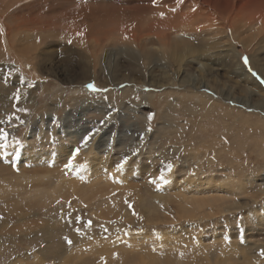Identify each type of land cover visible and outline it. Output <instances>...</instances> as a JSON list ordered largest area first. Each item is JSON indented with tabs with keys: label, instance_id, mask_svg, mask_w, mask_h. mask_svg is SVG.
I'll list each match as a JSON object with an SVG mask.
<instances>
[{
	"label": "rangeland",
	"instance_id": "rangeland-1",
	"mask_svg": "<svg viewBox=\"0 0 264 264\" xmlns=\"http://www.w3.org/2000/svg\"><path fill=\"white\" fill-rule=\"evenodd\" d=\"M168 1L0 0V264H264V0Z\"/></svg>",
	"mask_w": 264,
	"mask_h": 264
},
{
	"label": "bare ground",
	"instance_id": "bare-ground-1",
	"mask_svg": "<svg viewBox=\"0 0 264 264\" xmlns=\"http://www.w3.org/2000/svg\"><path fill=\"white\" fill-rule=\"evenodd\" d=\"M125 1V0H124ZM134 1H136V0H134ZM139 1H144V2H142L141 4L140 3H137V4H140L139 6L140 7H146L147 5L145 4V3H147V1L148 0H139ZM165 1V0H164ZM166 1H168V0H166ZM177 1V0H176ZM213 2L215 1V3L216 4H219V7L221 6V7H223V8H225V6L227 7V5H229L230 4V0H212ZM241 1H245V0H241ZM249 1V0H248ZM97 2V1H96ZM108 2V1H107ZM122 2V1H121ZM159 2H160V0H159ZM158 2V3H159ZM169 2V1H168ZM237 2H239L238 0H237ZM250 3L252 2L251 0L249 1ZM163 3V2H162ZM165 3V2H164ZM206 4H210V2H205ZM222 3V4H221ZM233 3V2H232ZM231 3V4H232ZM244 3V2H243ZM114 4V3H113ZM112 4V5H113ZM124 3H122L121 5H123ZM157 4V3H156ZM160 4V3H159ZM166 4V3H165ZM234 4V3H233ZM101 5H102V3H101ZM151 5V4H150ZM263 5V4H262ZM124 6H125V4H124ZM129 6V5H128ZM131 6V5H130ZM167 6V5H166ZM175 6V5H174ZM178 6V5H177ZM113 7V6H112ZM112 7H110L111 8V10L112 9H114V8H112ZM217 7V6H216ZM231 7V6H230ZM132 8V7H131ZM134 8H136L135 6H134ZM150 8V7H149ZM159 8V7H158ZM162 9H163V7H161ZM169 8V7H168ZM173 8V7H172ZM195 8V7H194ZM233 8V7H232ZM104 9H106V8H104ZM122 9V8H121ZM121 9H119V10H121ZM130 9V8H129ZM207 10L209 9V8H206ZM215 9V8H214ZM229 9V8H228ZM110 10V9H109ZM118 10V11H119ZM143 10V9H142ZM147 10V9H146ZM206 10V11H207ZM98 11V10H97ZM135 11V10H134ZM209 11V10H208ZM214 11V10H213ZM219 11V10H218ZM221 11V10H220ZM228 11V10H227ZM106 12V11H105ZM113 12V11H112ZM155 12V11H154ZM232 12V11H231ZM260 12V11H259ZM93 13V12H92ZM95 13H97L98 14V12H95ZM110 13V12H109ZM109 13H107V15L109 14ZM118 13V12H117ZM116 13V14H117ZM132 13V12H131ZM223 13V12H222ZM218 14H220V13H218ZM225 14H226V12H225ZM230 14V13H229ZM237 14V13H236ZM96 15V14H95ZM114 15V14H113ZM179 15V14H178ZM130 16H132L133 17V19L135 18V19H137V21L139 22V17H140V15H139V12H137L136 14H132V15H130ZM168 16V15H167ZM167 16H163V15H157V16H150V18H149V24H147V26L145 27V29L150 33L149 35H152L155 39H156V41H152V38H151V41H146L143 45H141V46H145V45H147V46H151L152 48L153 47H155L156 48V45L158 46V49H161V48H163V46H161V45H168V44H170V45H172V43L174 42V41H176L175 40V38L177 37V38H179V39H181V38H183L184 36H186L187 34H188V29L187 28H185V25L187 24V23H184V20H183V18H182V20H180L178 23H176V22H174L173 24L172 23H170L169 24V22L167 21L168 20V17ZM186 16V15H185ZM230 15H228V17H229ZM97 17H99V16H97ZM112 17V16H111ZM171 17V16H170ZM182 17V16H181ZM260 17V16H259ZM117 18V17H116ZM221 18H223V17H221ZM226 18V17H225ZM95 19H96V17H95ZM114 19V18H113ZM134 19V20H135ZM172 19V18H171ZM216 19V18H215ZM228 19V18H227ZM226 19V20H227ZM98 20V19H97ZM131 20V19H130ZM170 20V19H169ZM93 21V20H92ZM110 21V20H109ZM112 21V20H111ZM110 21V22H111ZM147 21V20H146ZM194 21V20H193ZM224 21V20H223ZM91 22V21H90ZM119 23H120V25H121V21H118ZM170 22H173V21H170ZM214 22V21H213ZM75 23V22H74ZM92 23V22H91ZM104 23V22H103ZM106 23V22H105ZM109 23V22H108ZM112 23V22H111ZM131 23V22H130ZM190 23V22H189ZM192 23V22H191ZM227 23V22H226ZM239 25H238V27H242V26H248V24L250 25V26H253V30H257V31H259V29H264L263 28V26H259L258 25V13L256 12V13H251L246 19H244V18H241V17H239ZM94 24V23H93ZM126 24V23H125ZM129 24V23H128ZM134 24H136L137 25V23H134ZM222 24V23H221ZM224 24V23H223ZM106 25V24H105ZM227 25V24H226ZM233 25V24H232ZM257 25V26H256ZM127 26V25H126ZM256 26V27H255ZM74 27H76V26H74ZM106 27V26H105ZM191 27V26H190ZM203 27H205V26H203ZM108 28V27H107ZM128 28H129V26H128ZM180 29V31H178L177 29ZM212 28V27H211ZM101 29V28H100ZM135 29V28H134ZM139 29V28H138ZM201 29V28H200ZM205 29V28H204ZM242 29V28H241ZM110 30V29H109ZM120 30V29H119ZM122 30V29H121ZM210 30V29H209ZM212 30V29H211ZM248 30V29H247ZM104 31V30H103ZM144 31V30H143ZM142 31V32H143ZM206 31H208L207 29H206ZM257 31H255V34H256V32ZM79 32V31H78ZM123 32V31H122ZM244 32V31H243ZM125 33V32H124ZM141 33V32H140ZM129 34V33H128ZM131 34V33H130ZM79 35V34H78ZM146 35H147V33H146ZM100 36V35H99ZM132 36V35H131ZM151 37V36H150ZM121 38V37H120ZM146 38V37H145ZM114 39V38H113ZM137 39V38H136ZM78 40H80V38L78 39ZM81 40H83V39H81ZM96 40H97V38H96ZM98 40H100V39H98ZM120 40V39H119ZM134 40H135V38H134ZM77 41V40H76ZM178 41V40H177ZM80 42H82V41H80ZM138 42H139V40H138ZM137 42V43H138ZM144 42V41H143ZM179 42V41H178ZM82 43H84V42H82ZM86 43V42H85ZM116 46V45H115ZM114 46V47H115ZM134 46L136 47V49H139V50H141V47L139 46V45H137V44H134ZM134 46H133V49H134ZM113 47V46H112ZM151 47H149V50L151 49ZM105 48V47H104ZM142 48H146V47H142ZM128 49V48H127ZM135 49V50H136ZM168 49H170V47L168 48ZM152 50V49H151ZM159 51H162V50H159ZM126 52V51H125ZM166 52V51H165ZM143 53V52H142ZM150 53V52H149ZM139 54H140V52H139ZM138 54V55H139ZM146 54V53H145ZM160 54H162L161 52H160ZM132 55V54H131ZM143 55V54H142ZM170 55V54H169ZM140 56H141V54H140ZM146 56V55H145ZM183 56V55H182ZM131 58V57H130ZM145 58V57H144ZM134 59V58H133ZM143 59V58H142ZM163 59V58H162ZM141 60V59H140ZM174 60V59H173ZM109 61V60H108ZM155 62V61H154ZM73 63V62H72ZM146 63V62H145ZM155 65V64H154ZM134 70V69H133ZM87 71H88V69H87ZM99 72V71H98ZM97 72V73H98ZM88 73V72H87ZM99 75V74H98ZM148 76V75H147ZM177 76V75H176ZM101 141V140H100ZM103 145H105V143H103V144H100V146H98L97 148H99V147H102ZM97 148H95V149H97ZM98 152V151H97ZM97 152L96 153H93L92 155V165L91 166H86V167H84L83 168V170L85 171L88 167H91L92 169L93 168H95L96 166H98V165H100L101 164V156L100 155H98V156H96V154H97ZM31 153V152H30ZM52 153L53 152H51V151H47V150H45V151H43V150H41V151H38V152H36V154H34V155H29V153H23V155L21 156V161H30V162H33V163H35V164H32L31 165V167H33L34 165H37V164H39V165H44L43 164V162H44V159L45 160H49V159H51L53 156H52ZM10 156H11V154H9ZM53 160V159H52ZM48 161H46V163H47ZM107 167V166H106ZM6 168L7 167H3V169H5L6 170ZM101 168V166H98V168H96L97 170L98 169H100ZM108 168V167H107ZM109 169V168H108ZM93 172H94V170H93ZM216 178V177H215ZM216 180V179H215ZM69 181V180H68ZM217 183H218V180H217ZM68 184V183H67ZM68 185H70V184H68ZM185 196V195H184ZM191 196V195H190ZM196 197V196H195ZM194 197V198H195ZM189 198V197H188ZM193 198V199H194ZM193 202V201H192ZM199 203V202H198ZM261 208H262V206H261ZM264 208V207H263ZM262 210V209H261ZM263 212H264V209H263ZM264 214V213H263ZM129 242V241H128ZM107 245V244H106ZM93 252V251H92ZM95 253L94 254H96L97 252H101V253H103V252H108L109 254H112L113 252H116V249L115 248H109V245H107V247H105V248H103V249H100L99 251H94ZM111 256L112 255H110L109 257L111 258ZM78 257V256H77ZM80 262H82V261H80ZM80 262H79V264H80ZM124 262V261H123ZM76 263V262H75Z\"/></svg>",
	"mask_w": 264,
	"mask_h": 264
},
{
	"label": "snow or ice",
	"instance_id": "snow-or-ice-1",
	"mask_svg": "<svg viewBox=\"0 0 264 264\" xmlns=\"http://www.w3.org/2000/svg\"><path fill=\"white\" fill-rule=\"evenodd\" d=\"M244 62H245V64H247V58H244ZM253 74L255 75V73H253ZM261 83H264V80H261ZM86 87L92 91H100L99 89H96L94 84H88V85H86ZM149 119H151V115L149 116ZM6 136H7V133L4 131V129H0V141L6 139ZM4 147H6L5 144H0V148H4ZM73 155H75V153ZM66 167H71V160L69 161L68 165H66ZM159 179L162 182H166V181H164L163 175H161L159 177ZM69 243H71V241H69ZM262 255H264V253H262Z\"/></svg>",
	"mask_w": 264,
	"mask_h": 264
}]
</instances>
